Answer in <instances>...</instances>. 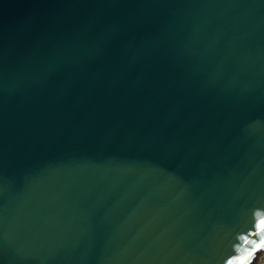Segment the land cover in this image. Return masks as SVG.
I'll list each match as a JSON object with an SVG mask.
<instances>
[{"label": "water", "instance_id": "water-1", "mask_svg": "<svg viewBox=\"0 0 264 264\" xmlns=\"http://www.w3.org/2000/svg\"><path fill=\"white\" fill-rule=\"evenodd\" d=\"M262 220L264 0H0V264H252Z\"/></svg>", "mask_w": 264, "mask_h": 264}, {"label": "built area", "instance_id": "built-area-1", "mask_svg": "<svg viewBox=\"0 0 264 264\" xmlns=\"http://www.w3.org/2000/svg\"><path fill=\"white\" fill-rule=\"evenodd\" d=\"M257 257V256H256ZM252 264H264V251L257 258H255Z\"/></svg>", "mask_w": 264, "mask_h": 264}, {"label": "clouds", "instance_id": "clouds-1", "mask_svg": "<svg viewBox=\"0 0 264 264\" xmlns=\"http://www.w3.org/2000/svg\"><path fill=\"white\" fill-rule=\"evenodd\" d=\"M257 227H259L262 231H264V228H261L260 224ZM261 243L264 244V238H262Z\"/></svg>", "mask_w": 264, "mask_h": 264}, {"label": "snow or ice", "instance_id": "snow-or-ice-1", "mask_svg": "<svg viewBox=\"0 0 264 264\" xmlns=\"http://www.w3.org/2000/svg\"><path fill=\"white\" fill-rule=\"evenodd\" d=\"M260 227H261V228H264V220H262V221L260 222Z\"/></svg>", "mask_w": 264, "mask_h": 264}, {"label": "bare ground", "instance_id": "bare-ground-1", "mask_svg": "<svg viewBox=\"0 0 264 264\" xmlns=\"http://www.w3.org/2000/svg\"><path fill=\"white\" fill-rule=\"evenodd\" d=\"M261 253H262V252L258 253V254H257V257H258V256H259V254H261ZM257 257H256V258H257Z\"/></svg>", "mask_w": 264, "mask_h": 264}]
</instances>
